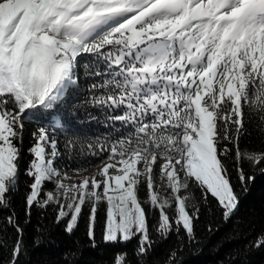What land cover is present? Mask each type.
I'll return each mask as SVG.
<instances>
[{
	"label": "snow or ice",
	"instance_id": "1",
	"mask_svg": "<svg viewBox=\"0 0 264 264\" xmlns=\"http://www.w3.org/2000/svg\"><path fill=\"white\" fill-rule=\"evenodd\" d=\"M71 163L95 171L67 184ZM257 176L264 0H0V264H21L33 210L49 209L68 236L84 219L89 248L124 246L111 264H182L202 215L207 233L233 223L240 238L233 218ZM47 232L38 224L32 245ZM261 249L264 231L245 253Z\"/></svg>",
	"mask_w": 264,
	"mask_h": 264
},
{
	"label": "trees",
	"instance_id": "2",
	"mask_svg": "<svg viewBox=\"0 0 264 264\" xmlns=\"http://www.w3.org/2000/svg\"><path fill=\"white\" fill-rule=\"evenodd\" d=\"M86 127V126H85ZM92 132H103L102 127L95 125L90 129ZM30 131V129H29ZM30 138L26 132L24 139L25 150L29 147ZM255 135L250 137L242 144L249 148L257 147ZM30 159L25 155L22 162V168L27 160ZM93 163H99L98 160H93ZM77 163H71L69 168L64 171H69L77 174L72 169L77 167ZM95 170L89 169L88 171ZM88 171H84L86 173ZM81 173V174H83ZM24 178H21V187L18 192L13 195L12 203L15 211L20 215L21 221L23 215V196L25 189L23 187ZM51 185L47 186L46 190L51 189ZM146 195V190L140 192L143 198ZM38 210H33L32 222L27 226L25 233V241L28 244V252L21 257V264H64V256L68 249L82 248V254L79 256L77 264H111L114 261L115 254L124 251V246L103 245L92 249L87 247V239L85 236V221H80L79 228L72 236L66 235L62 227L51 223L53 212L49 209L44 218L41 219L37 214ZM103 212L101 211V217ZM243 221L241 224V235L239 239H229V234L233 231V223H228L220 227V230L214 234H209L205 231V225L208 221L206 215H202L200 221L196 225V235L199 241L198 246L186 247L180 259L182 264H227V256L229 253H239L234 264H264V249L245 253V245L248 240H252L261 231H264V177L257 176L255 182L250 186L246 195L241 196V207L233 222ZM150 224L153 222L149 219ZM40 224L48 229L43 242L34 247L32 245L35 235L34 229ZM100 238V225L97 226V239ZM174 243V238L160 244L155 251L153 259L163 260L168 249ZM135 244L132 241L127 245L126 250L130 251ZM3 259H7V253L3 255Z\"/></svg>",
	"mask_w": 264,
	"mask_h": 264
},
{
	"label": "rangeland",
	"instance_id": "3",
	"mask_svg": "<svg viewBox=\"0 0 264 264\" xmlns=\"http://www.w3.org/2000/svg\"><path fill=\"white\" fill-rule=\"evenodd\" d=\"M94 171L95 170H91V171H88V172L83 173V174H75V173L66 171L69 178L67 180H65L64 182L67 183V184L78 182L80 180V178H81V175L91 176V175H93ZM156 182H157V184H159L160 181H159L158 178H157Z\"/></svg>",
	"mask_w": 264,
	"mask_h": 264
}]
</instances>
